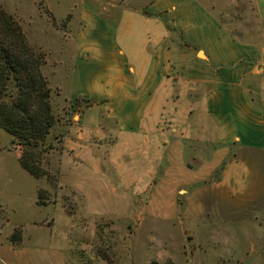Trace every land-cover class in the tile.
I'll return each mask as SVG.
<instances>
[{
  "label": "rangeland",
  "instance_id": "1",
  "mask_svg": "<svg viewBox=\"0 0 264 264\" xmlns=\"http://www.w3.org/2000/svg\"><path fill=\"white\" fill-rule=\"evenodd\" d=\"M198 1L237 35L260 19L256 0ZM0 5L28 45L44 55L41 71L55 118L40 143L46 151L39 158L44 170L39 178L20 166V146L0 128V264H264V226L248 218L249 205L241 206L238 221L215 216L208 203L199 213L195 202L185 212L184 190L202 184L182 183L194 182L210 165L187 169L185 153L168 151V131L150 135L145 124L146 133L136 137L121 132L110 114L116 98L107 108L88 92L100 71L83 68L77 76L81 85H73L81 61L76 58L81 18L87 35L98 36L102 24L121 21L118 7L105 0H0ZM9 93H15L12 84ZM139 110L148 117V108ZM166 121L162 118L159 130L168 127ZM219 173L212 178L220 180ZM205 181L202 188L213 183ZM12 236L21 241L14 243Z\"/></svg>",
  "mask_w": 264,
  "mask_h": 264
},
{
  "label": "crops",
  "instance_id": "2",
  "mask_svg": "<svg viewBox=\"0 0 264 264\" xmlns=\"http://www.w3.org/2000/svg\"><path fill=\"white\" fill-rule=\"evenodd\" d=\"M105 1L119 8L121 21L89 36L81 16L73 85H81L83 68L100 71L88 92L107 108L116 98L109 112L121 132L136 137L145 124L150 135L168 131V151L185 153L187 169L210 165L208 174L181 185L213 180L184 190L187 214L190 204L199 213L208 203L215 216L238 221L241 206L249 205L248 218L264 226V0H256L259 21L238 35L198 0ZM144 108L148 117L139 115ZM162 118L168 127L159 130ZM216 170L220 180L212 178ZM222 187L225 194L210 195Z\"/></svg>",
  "mask_w": 264,
  "mask_h": 264
},
{
  "label": "trees",
  "instance_id": "3",
  "mask_svg": "<svg viewBox=\"0 0 264 264\" xmlns=\"http://www.w3.org/2000/svg\"><path fill=\"white\" fill-rule=\"evenodd\" d=\"M44 62L43 53L28 45L20 25L0 5V128L20 146L18 162L34 178L44 174L39 158L46 149L40 143L55 121L50 88L41 71ZM11 84L14 95L9 93ZM10 240L19 243L21 238Z\"/></svg>",
  "mask_w": 264,
  "mask_h": 264
}]
</instances>
